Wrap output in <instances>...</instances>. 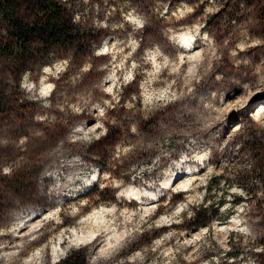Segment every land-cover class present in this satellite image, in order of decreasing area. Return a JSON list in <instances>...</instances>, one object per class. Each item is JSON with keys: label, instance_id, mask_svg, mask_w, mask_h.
Masks as SVG:
<instances>
[{"label": "rangeland", "instance_id": "1", "mask_svg": "<svg viewBox=\"0 0 264 264\" xmlns=\"http://www.w3.org/2000/svg\"><path fill=\"white\" fill-rule=\"evenodd\" d=\"M58 1L88 42L0 59V264H257L264 193L235 178L264 147V0ZM98 211L105 237L75 242Z\"/></svg>", "mask_w": 264, "mask_h": 264}, {"label": "trees", "instance_id": "2", "mask_svg": "<svg viewBox=\"0 0 264 264\" xmlns=\"http://www.w3.org/2000/svg\"><path fill=\"white\" fill-rule=\"evenodd\" d=\"M87 42L74 18L58 0H0V59H9L15 72H24L32 59L42 56L48 58L54 55L56 49L72 50ZM197 44L194 43L193 47ZM261 97H264V93ZM249 151L255 161L252 175H247L245 179L237 176L235 180L247 196L251 188L255 189L254 192L258 191L255 183L249 185L250 179L254 177L253 179H257L261 186L260 192L263 194L264 147L252 145ZM103 193L104 191H98L99 200L107 199ZM242 203H246L245 197L234 198V207ZM256 210H259L264 230V208L257 205ZM200 224L194 223L191 226ZM96 241L98 243L99 238L90 243L92 248ZM253 248L259 249L257 264H264V231L256 236ZM229 256L237 255L229 253ZM85 258L86 252L80 249L70 253L60 264H86Z\"/></svg>", "mask_w": 264, "mask_h": 264}, {"label": "bare ground", "instance_id": "3", "mask_svg": "<svg viewBox=\"0 0 264 264\" xmlns=\"http://www.w3.org/2000/svg\"><path fill=\"white\" fill-rule=\"evenodd\" d=\"M175 37V36H174ZM195 35L194 34H191L190 32H185V33H181L179 35H177L174 40L175 42L177 43L178 47H180L182 50L184 51H187L185 50L186 47H189V45L192 43V46L190 48V50L188 51H192L193 49V45L195 43ZM172 38V37H171ZM47 70V69H46ZM44 85V84H43ZM45 86V85H44ZM43 89V88H42ZM257 108V107H256ZM255 110V109H254ZM264 112V103L261 104V107L260 108H257V111L254 112L252 114L253 117H258L260 116L262 113ZM202 156L201 155H197V158H201ZM182 160H178L177 161V164H180ZM186 175V174H185ZM184 174H182V176H185ZM180 175L179 174H174L168 178H165L163 180H161L159 182V185H158V190H163L164 188L166 187H175L178 182L180 181V179H177V177H179ZM186 186V185H185ZM183 186V188L185 187ZM126 192L124 193V195L122 194V197L124 196H128L132 199V202L133 201H137L139 199L142 200V198H144L145 196H149V192L147 190L145 191H136L134 189H128V190H125ZM123 193V192H122ZM159 195H160V192H159ZM157 193L153 194L152 195V201L155 197H157ZM105 212L104 211H98V212H94L92 214H89V216H87L88 218L85 219L84 221H79L81 223H85V224H92L94 225L96 228H92L90 229L84 236H79V231H76L74 232L75 236H77V240L78 242L82 243V242H88L90 243L93 239H96L98 237H105V234L109 231V227L107 225V223L105 224V222H102L100 221L99 219H101L102 217L104 218V215ZM50 215V214H49ZM99 215L101 216V218H97L96 216ZM104 221V220H103ZM237 221V220H236ZM232 222L234 223V219L232 220ZM234 225V224H233ZM107 239V238H106ZM106 241V240H105ZM84 244V243H83ZM105 246L107 247L106 249H109L112 247L111 245V242L105 244ZM58 252V250H56ZM56 251H53V258L54 259H58V257L60 255L57 254ZM56 262V261H54Z\"/></svg>", "mask_w": 264, "mask_h": 264}]
</instances>
